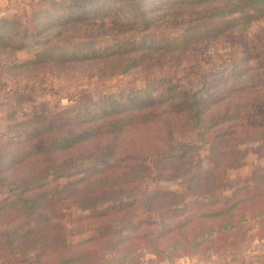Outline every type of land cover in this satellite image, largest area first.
<instances>
[{
	"label": "rangeland",
	"instance_id": "obj_1",
	"mask_svg": "<svg viewBox=\"0 0 264 264\" xmlns=\"http://www.w3.org/2000/svg\"><path fill=\"white\" fill-rule=\"evenodd\" d=\"M48 1L0 7L28 34L0 29L9 36L0 40V264H264V0H102L64 26ZM43 6L52 16L33 21ZM112 14L120 20L101 36ZM74 51L87 56L51 66ZM128 59L133 68L110 74ZM204 85L211 92H197ZM188 93L203 98L196 126L153 122L44 149L92 113L102 121L110 102L121 110L132 95L164 111ZM151 142L171 153L145 175L121 153L149 152ZM107 144L112 166L95 156ZM50 155L60 169L22 189Z\"/></svg>",
	"mask_w": 264,
	"mask_h": 264
},
{
	"label": "trees",
	"instance_id": "obj_2",
	"mask_svg": "<svg viewBox=\"0 0 264 264\" xmlns=\"http://www.w3.org/2000/svg\"><path fill=\"white\" fill-rule=\"evenodd\" d=\"M46 1L49 2L48 0ZM101 1L102 0H61V1L53 0L52 1L53 3L51 5L55 7L53 8L54 15H57V16H54V17L56 18H60L63 16L68 17L67 21H64V23L63 22L58 23V25L64 26L66 24L71 23L72 21H81V18H80L81 16L76 15L75 10L81 11V14L83 12L88 14L91 11L95 10L94 7L101 6L102 5ZM115 2H117V0L109 3V6L114 5ZM88 7H92V8L88 9ZM62 8L68 9V11L63 13L61 12V10H63ZM236 8L239 9V7H236ZM113 9L114 7L112 6L109 10H113ZM49 11H50V8H47L44 6L38 9H34L33 21L35 20L37 21V19L41 16H52V14H50ZM77 14H80V13H77ZM108 16L111 18L112 25L107 26L105 25L104 22H102L100 26V29L102 30V33H100L101 36L110 35L111 33L113 34L112 31L115 30L113 27V24L117 23L115 22L117 19L120 20L118 18L119 16L116 14L114 15L112 14ZM83 18L91 19L88 15H85ZM13 23H19V22L0 15V29L2 31L4 30L13 31V32L16 31L10 35H14V34L19 35L18 33H23L24 36L28 35L27 30L25 31L23 30L24 26L22 22L19 23V26H17V28L14 26ZM126 25L128 26L133 25V23L127 21ZM117 30L118 29H116V31ZM5 37H9V36L0 35V40H3ZM53 46L54 45H49L48 47H45L44 49H42V56L40 58L35 59L33 62L37 63L41 61L42 59L50 57L52 53L51 49L54 48ZM98 49L97 51H100ZM106 51L107 49L103 50L104 53H106ZM76 54L78 53L74 51V53H71V54L67 53V54L55 56L54 63L51 66H55L57 68L61 66L66 67L67 66L66 64L72 63V61H82L84 60V57L87 56L86 55L87 53H82L81 55H76ZM134 65L135 63H133L130 59L121 60L117 64L116 68L114 67L115 65H113L110 68V70H112V68H115L113 71H111L110 74L126 72L130 70L131 68H133ZM204 89H208V86L204 85L201 89H199L200 91H197V92L204 91ZM211 90H212L211 88L208 89V92H211ZM111 98H113V96H111ZM202 99L197 96H191L188 93L183 96L175 97L174 99H171V101L168 103V108H169L168 110L158 111L155 108L156 107L155 104L157 103L156 100L150 99V102H148V100L141 99L136 104H133V102H135V99L133 98L132 95H129L128 101L126 103V107L125 108L123 107L124 109L120 110L118 108L121 105L115 102H110L111 107H108L106 109L111 110V111H109V113L107 114H104L102 121H100L102 123H100L99 121H96L101 116L95 115L94 113H92V115L89 117L90 119H92V122L85 123L84 124L85 127H83L82 130L78 132H74L72 129H66L64 135L58 137L57 139H53L52 141H49L48 145L45 146L44 149L47 152L48 148L52 144H55L56 148L64 149V150H71L74 147H78L81 144L87 143L88 140H90L91 138H96L97 136H103L105 134H108V135L122 134L123 131L125 132L129 130V127L131 126L132 127L133 126L135 127L144 126L148 123H153V122L154 124L174 125L177 121L186 119L188 123L190 122L189 124L191 126H196L199 124L198 123L199 119L203 115H205L204 113H199V108H200L199 102L202 101ZM132 112H136V115H137V121L135 122H134V118H130L132 117L131 116ZM103 113H106V112H102L100 114H103ZM168 113H170L176 120L170 119L171 117L168 116ZM228 117L229 116H225V115L217 116L209 124H211V126H215V125L224 123L228 121ZM232 117L234 116L232 115L231 118ZM232 133H235V130L228 131V135ZM160 139H162L161 135H160ZM46 142H48L47 139H42L40 142L36 143L35 148H38V149L43 148ZM148 150L149 152H145L143 150L141 151L140 149L138 150L132 149L131 151L122 152L121 156L125 158L127 162L133 161L139 165L144 164V167H141L140 170L143 172V174L146 175L148 171L152 168V164H154L157 167L160 166L161 161H159L158 159L160 156H168L167 154L171 153L168 151L166 152L164 145L159 146L156 142H153L151 147L148 146ZM108 154L110 155V157L117 156V153L116 152L112 153L111 147L107 144L106 147L103 148L101 151H99V153L95 154V156L96 158L102 157L103 159L102 164H104L105 166H109V165L112 166V163L110 162V160L105 158V156ZM47 160L49 161L47 164V167H45L42 171H40L36 178L31 179V181L27 182L25 185H22V189L28 188L33 184H36V183H39L45 180L50 172L58 171L60 169L59 167H56V168L53 167L54 161H52L51 155L47 157ZM133 164H129L127 165V167L130 168L132 167ZM215 213H218V212H214L213 214ZM229 225H232V223H230ZM22 253L25 254V250L22 251ZM80 260H81V257H68V258L62 257L60 260H57V262L51 263V264H67V263H71L72 261L77 262ZM101 260H106V259L97 258V261L94 264H101ZM37 261L38 259H36V262Z\"/></svg>",
	"mask_w": 264,
	"mask_h": 264
},
{
	"label": "crops",
	"instance_id": "obj_3",
	"mask_svg": "<svg viewBox=\"0 0 264 264\" xmlns=\"http://www.w3.org/2000/svg\"><path fill=\"white\" fill-rule=\"evenodd\" d=\"M20 1H22V0H0V7H4V6L9 5V4H14V3H17Z\"/></svg>",
	"mask_w": 264,
	"mask_h": 264
}]
</instances>
